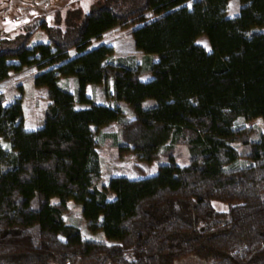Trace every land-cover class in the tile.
I'll return each instance as SVG.
<instances>
[{"label": "trees", "instance_id": "trees-1", "mask_svg": "<svg viewBox=\"0 0 264 264\" xmlns=\"http://www.w3.org/2000/svg\"><path fill=\"white\" fill-rule=\"evenodd\" d=\"M101 1L84 16L69 11L64 27L42 19L0 39V83L36 67L34 86L50 100L43 126L27 131L22 99L0 93V264H264V133L255 141L245 125L264 121V0H240L235 17L231 0ZM124 26L146 72L100 43ZM40 30L48 42L29 46ZM70 79L74 91L61 83ZM110 80L112 105L87 94H108ZM112 123L118 133L105 137L120 138V154L167 158L155 175L99 185L97 138ZM181 144L186 166L173 155ZM71 201L106 241L66 222Z\"/></svg>", "mask_w": 264, "mask_h": 264}, {"label": "rangeland", "instance_id": "rangeland-1", "mask_svg": "<svg viewBox=\"0 0 264 264\" xmlns=\"http://www.w3.org/2000/svg\"><path fill=\"white\" fill-rule=\"evenodd\" d=\"M103 3L101 0H0V39H13L18 36H25L34 32V26L42 19L48 21L51 26H56L59 18L64 27V21L69 11H80L82 15H86L91 11L94 5ZM241 4L240 0H231L228 5V15L235 17L239 14ZM133 26L117 27L105 34L100 43L110 44L114 49L113 58L133 57L141 68L146 72L149 68V62L145 55L138 51L135 47L134 38L132 36ZM264 32V28L259 29ZM48 38L44 31L35 32L30 45L37 43H47ZM197 43L208 51H211L209 41L206 37H200ZM98 43H94L96 46ZM71 55H74L72 52ZM152 59L157 60V57ZM38 72L36 67H26L20 72H12L8 80L0 83V93H3L7 102L21 98L24 108V127L27 131H36L40 129L45 120L46 110L50 104L45 89L35 88L33 76ZM144 81L151 78L148 73L142 77ZM63 86L74 88L72 80H62ZM110 91L105 94L104 86L89 88L87 93L94 96L99 104L112 105L114 100L111 99L112 81L109 82ZM128 117H131L130 111L126 109ZM247 128L255 129L253 140L258 141L261 134L264 133L263 119H257L245 124ZM107 131L102 132L98 136V151L101 159V179L99 185L106 184L111 178L118 176H128L133 179H140L145 176L155 175L160 166L167 162L165 156L160 157L152 163H141L135 154L122 155L118 151V144L113 138L105 137V135L117 134L118 124L113 123L105 128ZM104 131V130H103ZM104 133V134H103ZM240 151H244L242 145L237 146ZM174 159L178 165L186 166L190 163L189 148L185 144H181L175 148ZM114 194H110L109 199H113ZM215 208L220 211H226L227 205L223 203H215ZM70 212L65 216L68 224L79 227L86 239L96 241H106L102 233L93 234L88 230L86 221L82 216V206L71 201L69 204ZM179 264H204L202 261L191 258L184 260Z\"/></svg>", "mask_w": 264, "mask_h": 264}, {"label": "crops", "instance_id": "crops-1", "mask_svg": "<svg viewBox=\"0 0 264 264\" xmlns=\"http://www.w3.org/2000/svg\"><path fill=\"white\" fill-rule=\"evenodd\" d=\"M70 80L73 81V79H70ZM73 84H74V81H73ZM89 88H92V87L89 85V86L87 87V91H88ZM74 89H75V85H74V88H72V89H70V90H71V91H74ZM89 93H90V91H89ZM89 93H87V94L89 95ZM89 96H90V95H89ZM97 103H98V102H97ZM98 104H99V103H98ZM112 124H113V123H112ZM107 127H108V126H107ZM105 128H106V127H105ZM105 128H103L102 131L104 130L103 132L106 133L107 131L105 130Z\"/></svg>", "mask_w": 264, "mask_h": 264}]
</instances>
